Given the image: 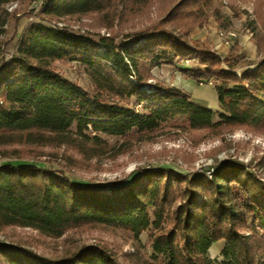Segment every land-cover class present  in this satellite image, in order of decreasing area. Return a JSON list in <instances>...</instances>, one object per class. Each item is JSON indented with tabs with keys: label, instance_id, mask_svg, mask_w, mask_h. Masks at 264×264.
Instances as JSON below:
<instances>
[{
	"label": "trees",
	"instance_id": "16d2710c",
	"mask_svg": "<svg viewBox=\"0 0 264 264\" xmlns=\"http://www.w3.org/2000/svg\"><path fill=\"white\" fill-rule=\"evenodd\" d=\"M30 1L0 0V56L13 19L4 7ZM216 1L43 0L37 23L24 29L12 55L0 61V159L18 161L0 164V234L27 229L67 242L69 231L121 233L138 250L146 233L152 253L166 257L167 264H214L208 250L224 241L222 264H262L243 232L256 238L264 232V183L244 166L229 163L191 179L171 169H142L107 193L22 161H63L71 169L92 171L100 170L103 159L179 133L264 134V56L239 76L235 71L251 64H232L190 36L211 16L219 29H228ZM65 19H91L92 30L80 34L57 26ZM99 47L111 52L113 73L106 71L107 59L96 56ZM186 61L201 69L179 66ZM72 64L90 87L61 77L59 66ZM158 64L196 83L217 85L228 118L212 123L211 111L193 103L189 93L155 79ZM102 136L121 142L107 144ZM21 240L0 241V264H121L104 243L47 257ZM130 261L151 264L138 254Z\"/></svg>",
	"mask_w": 264,
	"mask_h": 264
},
{
	"label": "rangeland",
	"instance_id": "374dc122",
	"mask_svg": "<svg viewBox=\"0 0 264 264\" xmlns=\"http://www.w3.org/2000/svg\"><path fill=\"white\" fill-rule=\"evenodd\" d=\"M155 5L160 0H152ZM258 1V2H257ZM43 0H31L29 3L20 5L17 2L7 4L4 9L13 15V19L5 27L6 35L2 38L7 42L4 46L0 61H7L13 53L17 39L22 35L24 29L33 23H37L36 13L40 9ZM216 5L220 6L221 13L228 17L230 26L227 30L218 28L215 18L211 16L208 24L198 29L197 40L204 38L221 57L229 58L232 64H251L235 71L237 75H242L247 68L253 69L264 56V0H217ZM151 8V15H154L156 7ZM27 14H22L23 12ZM24 12V13H25ZM93 21L82 19L80 21L65 19L57 26H65L80 34L91 31L88 27ZM121 30V29H120ZM119 31V28H115ZM93 33H96L93 31ZM124 33V31H122ZM99 34H105L103 29ZM191 36V35H190ZM12 39L9 41V39ZM193 39V38H192ZM121 37L115 39L119 44ZM196 40V39H194ZM111 52H105L99 47L96 56L107 59L106 71L113 73L112 65L114 59ZM182 68L199 70V66L192 61H186L179 65ZM78 65L72 64L70 67L59 66V73L65 80L74 82L80 87L87 89L90 83L85 76L77 71ZM155 79L163 81L168 85L180 88L191 96V101L196 105L207 108L211 111L209 120L212 123L223 122L228 116L223 111L221 90L217 85L194 80L183 76L172 66L158 64L152 70ZM133 83L131 77L128 78ZM147 86L143 87L144 89ZM148 91V90H146ZM140 106L135 107L140 110ZM92 130L89 129V132ZM101 139L107 144L121 142L119 138L102 136ZM127 154L120 155L112 160H102L100 170H80L71 169L63 161L45 163L40 159L33 161L24 159V163L35 165L39 168L61 171L73 185L79 187L95 188L104 190L107 193H114L130 181L142 169H171L178 174L191 179L194 176L205 174L208 176L213 170L229 163L244 166L252 174L261 179L264 183V134L253 133L244 129H237L225 133L222 136L209 137L201 131H191L189 133H179L170 138H161L155 142L141 144L131 147ZM18 163L14 159L2 160ZM19 234L9 231L7 234H0V241L19 238L21 241L30 242V247L37 254L47 257H57L66 252L75 251L81 245H93L104 243L108 249L115 253L121 264H131L130 258L141 257L151 264H167L168 259L164 256L154 255L147 242V234L140 236L141 248L137 250L131 240L121 233L113 236L100 232L81 233L67 232L70 236L67 242L60 240L44 239L36 232L24 229L17 231ZM248 241L253 242L255 259L264 264V237L262 231H258L261 237H252L247 232H243ZM226 244L224 241L213 244L208 250V258L214 264H222L224 258L222 251Z\"/></svg>",
	"mask_w": 264,
	"mask_h": 264
},
{
	"label": "crops",
	"instance_id": "0c3cea01",
	"mask_svg": "<svg viewBox=\"0 0 264 264\" xmlns=\"http://www.w3.org/2000/svg\"><path fill=\"white\" fill-rule=\"evenodd\" d=\"M198 29H196V30H194L192 33H191V38H193V39H196L197 40V36H198ZM199 40H201V41H203L204 40V38H202V39H199ZM225 54V56H226V53H224ZM225 56H223V57H225Z\"/></svg>",
	"mask_w": 264,
	"mask_h": 264
}]
</instances>
